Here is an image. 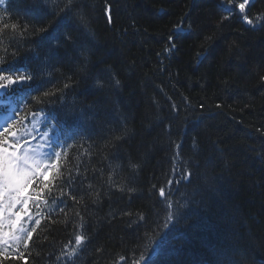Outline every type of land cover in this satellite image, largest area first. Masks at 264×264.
I'll return each instance as SVG.
<instances>
[{"label": "trees", "instance_id": "obj_1", "mask_svg": "<svg viewBox=\"0 0 264 264\" xmlns=\"http://www.w3.org/2000/svg\"><path fill=\"white\" fill-rule=\"evenodd\" d=\"M111 2V25L102 12L104 0H74L70 11H63L67 0L0 5V17L28 26L23 36L11 29L0 36V74L34 77L8 89L0 115L15 109L11 123L28 142L43 144L48 131L55 150L67 152L62 170L78 167L81 185L79 203L65 196L57 206L48 198L40 214L30 204L33 219L25 224L36 231L29 248L19 245L20 259L16 245H0V252L7 247L0 264H117L120 256L127 257L121 264H130L141 252L147 264H264V135L257 131H264V23L250 27L235 12L221 24L229 16L223 6L228 0ZM81 11L87 28L79 22ZM260 13L264 0H254L247 14ZM189 22L193 31L165 51L168 35ZM203 47L208 54L198 57ZM56 90L59 99L43 96ZM181 141L183 161L192 162L197 176L191 184L173 185L170 198L171 211L179 201L186 219L175 229L158 227L168 209L157 189L177 178L172 169L183 161L173 157ZM81 218L86 230L77 227ZM77 233L89 239L68 261L62 253L72 250ZM166 234L160 249L149 245Z\"/></svg>", "mask_w": 264, "mask_h": 264}, {"label": "snow or ice", "instance_id": "obj_2", "mask_svg": "<svg viewBox=\"0 0 264 264\" xmlns=\"http://www.w3.org/2000/svg\"><path fill=\"white\" fill-rule=\"evenodd\" d=\"M232 2L233 0H228L229 5L232 4ZM10 4L11 0H0V5ZM73 4L74 0H67V4L65 5L63 11H70ZM249 5L250 0H243V2L238 4L239 12L242 14L244 22L255 28L257 23L264 21V13L250 17V15L246 13V8L249 7ZM114 7L115 5L111 2V0H104L102 12L104 13V18L109 25L114 23ZM227 10L229 11V16L223 17L221 19V24L224 20L229 19L232 14L233 10L231 8ZM5 12H8L7 7H5ZM9 19L10 17H0V24H2V27H0V36L7 35V30L9 29H11L12 33H18L20 36L27 33V25L21 26L15 23L10 24ZM79 22L82 26L87 28L88 17L83 11H81L79 15ZM192 23L193 22H189L186 29L182 25L177 26L172 33L168 35V46L165 48V51L172 52L177 48L178 45L176 41L183 39L186 32L193 31ZM41 31L47 32L48 29L42 28ZM14 38V36L10 37V39ZM52 39L58 38L52 36ZM207 39L211 38L209 37ZM64 40L72 42L73 37L71 34L65 33ZM5 51H7V49H5ZM207 54L208 48L203 47V51L198 53V57H206ZM81 55L85 56L84 66L86 67L87 53L83 49L81 51ZM33 79L34 77L27 73L8 75L0 74V89L8 90L15 85L26 83L32 81ZM260 80L264 81V76H261ZM112 81L114 82L115 87H119L120 80L116 78L114 73L112 74ZM96 86L103 88L104 84L98 79L96 81ZM69 87L70 85L67 83L64 85L65 89ZM59 91L60 90L51 92L45 91L43 96L46 98L56 96L59 99ZM37 102L43 103L44 101L37 98ZM175 107V105H172L173 110ZM203 107L204 106L201 105V108ZM216 107L221 108L222 105L217 104ZM11 111L13 115H5L3 117V123H0V128H2V131H0V245H9V242H11L12 245H16V251L19 253L17 258L22 259L24 257V253L19 252V245L23 243V247L28 249L29 241L32 240L33 233L36 231L35 227L29 229L25 224V218L29 221H32L33 219L30 214V204L34 205L38 210L37 214H40V204H47L48 198H51L52 202L57 204V206H59L60 203H63L65 196L71 198L75 203H79L75 193L81 190V185H76V177L80 174L78 167L75 169L72 167H65L62 170L61 160L63 157L67 163V152L65 151L62 154L61 151L55 150V147L51 143V136L48 131L42 133V139L44 140L43 144L38 145L37 148L25 147V145L28 144V141L23 140V137L18 135L16 131V123H9L10 120H13L16 110L12 109ZM33 115H35V113H33ZM52 119L57 121L54 127H59L61 121L55 116H53ZM117 131H122V129H112L113 133ZM257 131L260 132L261 135H264V131L261 129H257ZM114 138L119 140L122 139L123 136H116ZM198 143L199 142L196 137H193V148H196ZM60 146L62 148L71 147V145H66L65 143H61ZM182 146L183 141L175 144L177 151L173 157L174 160L179 157L183 161V157L181 155ZM45 147H51L52 151L44 152L39 150ZM132 167L135 168L137 165H132ZM196 167L198 168L199 165H196ZM172 171L177 178L175 180H168L167 185L157 189L159 196L165 199L168 209L165 214L163 225H158V227L168 228L169 225H171L172 229H175L181 220L186 219V217L180 212V208L184 207V205H180L179 201L175 202L177 205L176 211H171L173 208V202L170 198L172 186L180 185L182 183L191 184L193 178L197 176V172L192 167L191 161H183V165L181 167L177 168L174 166ZM109 180L111 181V177H109ZM111 186L112 185H110V187ZM153 187L156 186L154 185ZM91 188L92 186L89 184L88 191L85 195L90 194ZM119 190H126L129 193L136 191L134 187H128L125 189L122 186L119 187ZM54 193H58V195H54ZM97 198H99V193H97ZM77 215L79 214L77 213ZM139 218L143 220L145 217L140 214ZM34 223L35 225H39L40 220L37 219ZM77 227L85 229L83 218H81V223ZM147 236L148 234L146 233V238ZM88 239V236L85 234H75V246L71 251L62 253V256L66 255L68 257V261H72L73 257L78 255V250L83 248L84 243ZM166 243L167 234L163 239L156 237V239L149 240V245H154L157 249H160ZM145 247L147 248L148 246ZM97 251L100 252L102 249L98 248ZM0 255L7 256V247L4 248L3 252H0ZM61 258L62 257H57L58 260ZM126 259V256H120L117 264H121V262ZM130 264H147V258L144 252H141L139 256L134 257ZM215 264H222V261L217 260Z\"/></svg>", "mask_w": 264, "mask_h": 264}, {"label": "rangeland", "instance_id": "obj_3", "mask_svg": "<svg viewBox=\"0 0 264 264\" xmlns=\"http://www.w3.org/2000/svg\"><path fill=\"white\" fill-rule=\"evenodd\" d=\"M253 1L254 0H250V5L253 3ZM242 2H243V0H242ZM249 5V6H250ZM223 6H224V8L227 10V9H229V8H231L233 11H232V14H234L235 12L236 13H238L239 14V16L242 18V14L239 12V8L237 7H234L233 5H229V4H227V3H224L223 4ZM248 9H249V7H247L246 8V13L248 12ZM228 11V10H227ZM229 12V11H228ZM231 14V15H232ZM244 21V20H243ZM264 23V21H261V22H259V23H257V25L255 26V27H259L261 24H263ZM249 26V25H248ZM250 27H252V26H250ZM14 119V118H13ZM12 120H10L9 121V123L11 122ZM0 123H1V121H0ZM39 141L41 140V137H39V139H38ZM38 145H41L40 144V142H35V141H31L30 143L28 142V144H26L25 145V147H33L34 146V148H37V146ZM40 151H43V149L41 150V149H39Z\"/></svg>", "mask_w": 264, "mask_h": 264}, {"label": "water", "instance_id": "obj_4", "mask_svg": "<svg viewBox=\"0 0 264 264\" xmlns=\"http://www.w3.org/2000/svg\"><path fill=\"white\" fill-rule=\"evenodd\" d=\"M2 91H3V89H2ZM0 93H1V90H0Z\"/></svg>", "mask_w": 264, "mask_h": 264}]
</instances>
